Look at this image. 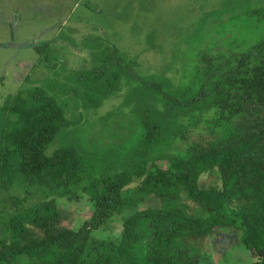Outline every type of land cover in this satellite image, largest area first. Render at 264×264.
<instances>
[{"label":"trees","instance_id":"16d2710c","mask_svg":"<svg viewBox=\"0 0 264 264\" xmlns=\"http://www.w3.org/2000/svg\"><path fill=\"white\" fill-rule=\"evenodd\" d=\"M184 33L170 49L174 78H134L137 63L128 60L133 67L124 70L111 47L102 69L81 76L79 82L93 79L85 85L93 91L105 76L111 80L102 100L121 74L133 77L125 78L128 116L115 119L133 120V136L124 142L117 136L128 135L123 128L111 135L106 115L95 134L108 143L88 150L94 158L75 147L45 155L73 123L41 88L2 103L0 193L14 197L13 210L0 216V264H201L200 243L222 229L237 234L232 251L241 246L252 264H264V0H234ZM48 46L34 47L30 69L51 63ZM173 141L181 147L171 152ZM108 151L124 160L123 169L96 174ZM78 195L91 214L77 228L62 225L60 202ZM149 198L159 207L141 208ZM114 218L117 242L93 235Z\"/></svg>","mask_w":264,"mask_h":264},{"label":"rangeland","instance_id":"374dc122","mask_svg":"<svg viewBox=\"0 0 264 264\" xmlns=\"http://www.w3.org/2000/svg\"><path fill=\"white\" fill-rule=\"evenodd\" d=\"M233 1L0 0V106L20 91L25 93L32 87L41 88L57 100L66 120L73 123L55 136L46 147L45 155L50 156L61 148L75 147L81 157L94 158L88 150L95 145L104 149L108 143L104 134H95L101 125L98 120L106 115L109 114L110 120L105 119L104 125L112 130L111 135H115L114 130L123 128L126 133L129 130L128 135L120 132L117 136L124 138V142L133 136V120L128 125L115 120L121 118L120 114L128 116L129 107L125 105L128 104L126 95L129 87H125V78L127 75L128 79H133L132 74H121V81H116L114 91L104 100L100 91L111 84L107 76L101 79L102 84L96 82L94 91L85 86L93 83V79L79 82L81 76L86 77L91 71L102 69L100 59L107 50L105 48L111 47L121 54L119 57L124 70L133 67L128 60L137 63L132 68L134 78L145 81L156 74L174 78L178 66H170L169 55L177 35L185 34L186 28L196 24L204 14L230 6ZM43 43H49L47 49L51 52V63L42 62L30 69V62L37 60L34 47ZM0 125L4 126L1 114ZM111 135L110 142H120L118 137ZM110 146L121 148V145ZM180 147L173 141L168 150L172 152ZM106 155L111 158L107 163L95 164L96 174H113L123 169L124 160L114 151H108ZM11 192L0 193L2 217L13 210L14 196ZM60 206L63 212L61 224L71 228H77L91 214L90 205L82 195L61 201ZM153 206L159 207V201L149 198L141 208ZM93 235L117 242L119 220L112 219ZM234 235L237 234L222 229L203 239L199 250L206 257V262L201 264H252L253 258L241 246L236 251L231 250L236 244ZM223 242L224 247L219 248Z\"/></svg>","mask_w":264,"mask_h":264}]
</instances>
